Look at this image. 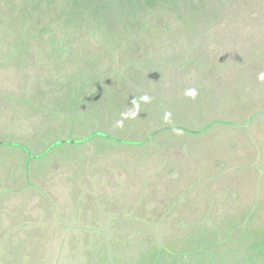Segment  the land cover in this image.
Segmentation results:
<instances>
[{
    "label": "rangeland",
    "instance_id": "obj_1",
    "mask_svg": "<svg viewBox=\"0 0 264 264\" xmlns=\"http://www.w3.org/2000/svg\"><path fill=\"white\" fill-rule=\"evenodd\" d=\"M123 1L121 7L115 5L118 8H114L110 0L101 4H96L93 0H69L68 3L57 0L54 3H57L56 10L59 9L60 13L58 16L51 15L42 22L47 26L38 24L31 15L21 19L26 11L22 0L17 1L19 6L15 1H0V26L9 21L4 27V34L12 39L23 36L26 40L22 45L25 49L16 54L19 57L8 59L6 63L16 66L18 63L13 59L22 63L26 58L22 54L30 57L29 51L33 52L36 59H39V53L42 52L48 62H52L44 67L43 75L38 77L39 81L34 85L32 82L36 80L34 78L37 74L30 76V73L22 72V76L16 80V88L0 87V99L13 101L15 105L25 99L22 102L23 108L27 107L29 113L39 117L36 121L24 119V116L12 118L11 130L6 132L0 128V141L21 143L28 154L42 153L44 149L46 158L74 152V158L66 159L77 173L79 171L76 165L83 163L80 161L83 156H86L83 157L85 159L98 160L103 154L102 147H112L117 139L125 141L124 143L131 141V145L139 147L137 144L142 139L144 141V134L148 130L151 131H148L150 133L146 138L166 124L168 125L164 128L167 131L172 126L169 124L175 123L195 127V119L189 116L183 105L189 104L190 111L192 109V112H198L202 116V124L198 127L202 140L196 144L198 150L184 147L181 153L183 161L179 166L173 168L172 172L167 171L166 176H161L163 180H158V177L153 180L159 189L156 193L155 189H151V186L155 187V183L151 181L154 177L153 169L158 164L155 157L137 160L130 151L107 152L104 163L100 165L109 167L108 164L113 166L122 162L116 166L119 169L115 172L119 173L114 175L118 178L115 183L126 188L130 199L126 205H136L132 212L131 209L109 211L108 203L114 200V192L110 195L108 191L98 192L96 186L100 190H110L114 187L115 179L111 175L108 177L96 174L97 182L93 186H85L86 189L82 188L80 192L84 195L81 202L84 203L86 196H90L91 204L95 207L87 213L86 210L84 213H77L81 211L77 200L74 205L77 212L73 215L71 210L61 213V216L57 198L65 202L64 208H73L72 195L70 197L67 192L71 186L70 181H67V168L53 170L50 174L45 170L39 193L53 200V205H50L52 213H44L49 217L44 219L41 209L35 207L31 210L34 214L32 219L15 224L13 230H21L20 235L24 240L20 244L18 237L12 238L9 249L16 248L17 242V251L6 253L5 240L0 239V264H28L27 260L38 258L40 261H30V264H264V135L257 139L249 138L245 142L218 139L223 134L217 135L212 128L214 123L208 126L211 119L205 117L212 116L215 107L227 106L230 110L218 112L224 117L219 120L222 125L228 126L227 129L234 131L229 130L232 135L236 134V130L263 123L264 101L258 100L259 104L254 102L255 98L247 97L251 92L246 91H252L248 84L256 87V91H264V0H208V3L206 0ZM150 1L151 7H147ZM54 3L48 2V6ZM16 9L24 11L18 15ZM14 10L16 18L13 16ZM161 12L172 17L174 28L176 26L177 29L176 32L173 31L175 37L163 35L164 37H153L150 40L143 38V34L155 30L151 26ZM173 22L164 20L163 31L170 32ZM92 26L98 29L95 43L99 48L93 53L90 54L85 49L80 58H75L72 45L67 50L57 44L53 46L55 32L60 33L57 36L62 38L60 43H64L70 29L79 32V28ZM41 45L51 48L42 49ZM28 46H31L29 51ZM121 48L125 52L121 53ZM63 59L74 60V64L71 66ZM97 60L101 63L96 64ZM96 66L101 71V76ZM184 70L189 72L184 74ZM210 73H224L227 76L220 84V89L223 85L225 87L217 91L215 97L226 92L230 102L221 101L223 94L218 99L213 98L214 100L199 96L201 78H206ZM221 79L222 76L219 82ZM119 80H122V86L116 95L113 85ZM44 82L46 85H43ZM130 84L132 88H136L137 96L144 90L145 101H154L147 109L148 112L143 111L145 103L141 99V109L138 112L130 114L128 111V107L131 108L128 102H135L134 97L131 98L129 94ZM185 85L190 86L185 87L182 92ZM191 86L195 88H190ZM168 89L171 91L168 92ZM186 89L194 90L196 95H188L189 91ZM177 91L182 96L176 98L178 102L171 99L172 94ZM79 95L82 96L81 102ZM232 99L235 101L232 102ZM122 101L126 103L125 110ZM240 101L245 102L244 105ZM204 103V108H209L200 112ZM177 106L184 113L178 111ZM91 112L95 117L84 119ZM166 114L170 115L166 118ZM115 117L121 118L118 129L122 135H115L112 131L114 128L110 130L107 127L106 118L116 120ZM39 121L45 124L44 137L35 136L34 134H39L37 130L31 131L28 128ZM134 122L140 123L139 129L130 133L128 125ZM19 132H31L33 135L28 140L21 138ZM165 133L170 135L169 132ZM66 136L81 142L57 143V138ZM258 141L259 145H256ZM78 145H87L89 152L77 153ZM252 145L261 148L256 147L254 154L248 151L250 159H247L244 156L246 149ZM233 149L237 151L233 153ZM89 153L94 157L90 159ZM164 153L169 154V148ZM29 158V168L33 169L37 165L45 169L43 162ZM171 158L174 159L173 155H169L168 161ZM125 163L127 167L124 166ZM135 166L140 169L139 173L131 171ZM163 166L164 162L158 166L157 174ZM197 166H202L203 174L208 177L199 174H196V179H192V175L183 176L185 183H180V174L188 172L190 175ZM145 183L148 187L142 190ZM210 183H213L211 189L208 187ZM201 186L205 190L204 201L198 195ZM47 189L52 192V198L48 197ZM86 190L88 192L85 195ZM100 193H103L102 196ZM23 195L24 193L7 202L5 200L2 207L11 212L17 210V206H21L24 200H34L29 196L23 198ZM156 195L161 196L154 197ZM61 203L63 205L62 201ZM89 207L91 206L85 209ZM36 214L41 215L42 221L33 219ZM128 221H132L135 227L147 228L149 233L142 231L145 229L125 230L123 226H127ZM43 223L49 226L43 244L45 248L40 245L43 241L37 240L41 238V231L46 228ZM34 226L38 229L37 234L33 235L30 230ZM7 227L9 223L6 221L2 228ZM22 227H26L28 231L24 232ZM7 234L6 231L5 235ZM128 242H132L130 247L125 245ZM254 243H257L259 249L253 247ZM172 245L178 249L172 250ZM127 248L130 249L128 257L125 256L126 253L124 255ZM134 248L136 251H133ZM137 252L139 254L136 256Z\"/></svg>",
    "mask_w": 264,
    "mask_h": 264
},
{
    "label": "crops",
    "instance_id": "obj_2",
    "mask_svg": "<svg viewBox=\"0 0 264 264\" xmlns=\"http://www.w3.org/2000/svg\"><path fill=\"white\" fill-rule=\"evenodd\" d=\"M4 31L5 30H0V37H1V40H0V87H5L6 86L7 88L11 87L12 89L16 88L17 87L16 80H17L18 77L22 76L21 75L22 72L24 74L25 73H30V76H32L33 73L37 74L36 78H34L36 80H34V82H32L33 84L31 83L32 85H34L35 82L39 81L38 77L40 75H43V73H44L43 69H45L44 67H46L47 64H50L52 62H48V60H47V58L45 56H41V57H39V59H36L35 55H33V52L29 51L31 46H28V50L27 51H29V53H31L30 57H28V54H22L23 57L24 56L26 57L24 59L25 61H23L22 63H19L18 59H13V61H16L18 64L16 66L8 65V63H6L8 61V59H11L13 57H19V56H16V54L22 53V51L25 49L22 45H23L24 42H26V40L23 39L24 38L23 36H19V37L15 36V39H12L11 36L4 34ZM167 36L174 38L175 34H173V32L170 31V33H168ZM122 52H125V51L121 50V53ZM125 55H126V53H125ZM64 61L67 64H71V66L74 64V60H68V61L64 60ZM98 63H101V62L99 60H97L96 64H98ZM11 67L12 68L16 67V69H12ZM96 68H97V66H96ZM18 69H20V70H18ZM97 70L100 72V76H101L102 75L101 71L98 68H97ZM88 71L90 72L91 69H89ZM187 72H189V70H184V74H186ZM219 74L220 75H214V74L210 73L209 75L205 76L206 78H204V79L201 78L202 81H201V84H200V89H201L200 90V94H199L200 97L206 96L207 100H214L213 98L218 99L222 95L221 93H219L218 97H215V95L218 93L217 91L223 90L222 88L225 87V85H223L222 88L220 89V84L223 83L224 78L227 77V76L224 75V73H219ZM221 76H222V79H221V82H219V78ZM188 77H190V75ZM132 81L133 80H131V83H132ZM121 82H122V80H119V81L116 82V84L113 85L115 87L114 89H115V94L116 95H118L119 92H120V88H121L120 86H122V85H120ZM243 83H244V81L242 82V84ZM43 85H46V83L44 82ZM248 85L252 89V91H248V90L246 91V92H251V94L247 95V97H249L250 99L255 98L256 100L254 102H256L258 104H259L258 100H263L264 101V97H263L264 91H258L257 90L258 91L257 92L256 91V87H252V85H250V84H248ZM128 86H131V84L128 85ZM189 86L185 85L182 88V92H183V89L185 87H189ZM263 86H264V83H263ZM57 87H58V85L55 88H57ZM190 88H195V86H191ZM170 91H171V89H168V92H170ZM186 91H190V90L186 89ZM135 92H136V88H132V86H131V92L129 93L131 98H133V97L135 98L136 97V93ZM224 93L225 94H223V98L221 99V101H223L225 103H226V101L230 102V100L227 99L226 92H224ZM144 94H145V92H144V90H142L140 92V95H139L141 97L142 102L145 103V104H147L149 102H152V104H153L154 101H152V100L151 101H145ZM180 94H181L180 91H177L176 94L173 93L171 99L176 100V98L182 97ZM15 95H16V93H15ZM79 96H80L79 102H81L82 101V99H81L82 96L81 95H79ZM37 100H39V99H37ZM118 100H119V97H118ZM234 101L235 100L232 99V102H234ZM22 102H25V99H23L22 101L18 102L19 105H15L13 101L0 99V128H2V130L6 131V132L11 130L13 128V125L11 124V119L14 118V117H17V116H24V119L25 118L27 120L31 119L32 121H36L37 118H39L36 115L32 114L31 112L29 113V111L26 110L27 107L23 108V103ZM36 102L37 101H35V103ZM38 103H39V101H38ZM244 103L245 102L242 101L243 105H244ZM122 106L124 107V110H125L126 109L125 101L124 102L122 101ZM127 106H128V103H127ZM226 107L227 106H220L219 108L215 107L212 110L213 115L212 116H205V117H210V118H215V117L220 118L221 117V118H224L223 116L219 115V113H222L225 110H230V109H227ZM207 108H209V107H205L204 110H206ZM243 108H245V107H243ZM246 109H248V108H246ZM71 110H73V108H71ZM63 111H66V110L64 109ZM128 111H130V114H134V111H131V109H129V107H128ZM26 112L28 114H26ZM15 113H17V115ZM191 115H192L191 116L192 118L195 117V114L192 113ZM200 117L202 118L201 115H200ZM115 119L116 120H113L111 118H106V121L108 122V124L112 123L113 124V128H114V126L119 125L121 123V118L115 117ZM108 124H107V127L109 128ZM139 124H140L139 122L132 123L131 129H129L130 133H132L133 130L139 129V127H138ZM44 125L45 124H42L41 121H39L37 123H33V125L28 126V128L31 131L37 130V132L39 134L36 133V134H34L35 136L43 135V137H44V135H45ZM167 125L168 124L164 125V127H166ZM169 125H172V124H169ZM164 127H163L162 130H164ZM230 130L233 132L232 129H230ZM148 131H151V130H148ZM148 131L145 132L144 138H146L145 136L150 133V132L148 133ZM159 132L160 131H158L157 133H159ZM18 134L19 135L21 134V136H22L21 138L28 139V140H30V136L33 135V133L31 134V132H29V133L19 132ZM60 134L62 135L64 133H60ZM114 134L115 135H122L121 132L119 131V129H116ZM61 138L62 139L57 138L59 140H56V139L55 140L56 141H61L59 143H64V142L68 143L69 142L70 144H74V141H69V140H74V138H70L68 136H66L64 138L61 137ZM135 140H138V139H135ZM116 142H120V140L117 139ZM121 142H123V141H121ZM76 143H79V142H76ZM18 146L21 149H23L25 151V153H23L19 148L15 149ZM112 146L119 147V144L113 143ZM12 150H16V152H14L13 154H15L17 156L20 155L21 163H23L22 167H24L25 165L28 166V158L30 157L29 159H34L36 162H38L40 160L45 165L46 164L49 165V163H51V162L53 163L54 162L53 165L55 167H53V168L50 167V168H48V170L46 169V171L49 174L53 170L54 171H58L61 168H64V167L67 168L68 173H67L66 176L68 177L69 180H67V179L66 180L68 182L70 181V183H71L70 189L67 190V192L70 194V197L72 195L71 202L73 204V208H68V207L64 208L65 207V205H64L65 202L63 200L57 198L56 201H57L58 207L60 208L59 209V213L60 214L61 213H65V212H69V211L72 210L73 211V215H74V213L77 212V211L74 210V205L76 204L77 200L79 201V203L81 205V211L77 212V213H84L85 210H86L85 213H87L88 210H90L91 208H94L93 205L91 204V199L89 198L90 196H86L87 200L84 203L81 202L80 199H82L84 197V195H81V193H80L82 188L86 189V187L93 186V184L97 182L96 181V179H97L96 174L97 175H105V176L107 175L108 177L111 175V176L114 177V175L119 173L118 171L115 172L116 169H119L116 166L122 164L121 161L118 160V161H120V163L119 164L115 163V164H113V166H111L110 164H108L109 167H105V166H101L100 165V163L101 164L104 163V158L107 157L106 156L107 152H110V153L113 152L114 153V151H112L110 148H107L105 151H103V154L101 156H99L98 160H93V159L92 160H89V159L86 160V162L81 165L80 171L75 173L74 172V168H72L71 164L66 159L68 157H69V159L74 158V152L72 154L63 153V154L58 155V156L56 155V157H54V158H51V157L50 158L49 157L46 158V157H44L46 155L44 149H43L42 153L32 154L30 152L31 154H28V152L26 151L25 146L22 145L21 143L14 142V141H0V159H2V162H3V161H5V156L7 158V155H8V160L10 161V163L12 162V164H10V165H11V167H13V170H15L14 169V167H15L14 165H18V164H14L13 161H15V160H13L12 157L10 158V155H12V154H10V152L12 153ZM27 155H28V157H27ZM93 157L94 156L89 157V158L91 159ZM46 166H45V168H46ZM38 170H40V167H38L37 165H34V168L31 169V171H34L33 172L34 175L36 174V172H38ZM7 172H8V170H6L4 168V165H2V163H0V181L5 179L4 181H7V182L11 183L13 181V179H14L13 178L14 174H12V176L6 177L5 174H7V175L9 174ZM44 172H45V169L44 170L42 169V171L40 172V174L37 177L38 180L34 181L35 183L39 184V187L42 185L43 179L45 178L44 177L45 176ZM114 179L115 180L113 181L114 182L113 186L115 187V185H116L115 182L118 181L117 180L118 178L114 177ZM51 182H53V181H51ZM52 185H54V184H52ZM117 186H120V185L117 184ZM114 187L112 189H110V190L108 188L106 190H103V189L100 190V188H97V186H96V189L98 190V192L108 191L109 195H110L113 192ZM1 189H3V188L0 187V190ZM49 189H47V190H49ZM50 190L48 192L49 193L48 197H51V196L53 197V195L51 194L52 192ZM87 192L88 191L86 190L84 194L86 195ZM23 193H24L23 198L25 196H29V197H33L34 200L30 201V202L28 201V199L24 200V203H22L21 206H17V210L11 211V212H8V208L2 207L5 200L7 202L8 200H10L12 198H15L17 196L20 197V196H22ZM102 194H101V196H102ZM2 196H3V199H2L1 204H0V228H2V225H4L6 223V221L9 223V227H7L6 229L2 228V231L0 232V239H1V241L5 240V243H6L5 246L7 247L6 253H8V252L11 253V252L16 251V248L14 249V247L12 246L13 248L9 249V241L12 238L17 239V237H18V242L21 244L23 242V240H24L21 237V235H20L21 232H22L21 230H18L17 234L14 233L15 231L12 228L14 226V224H19V223H21L22 221H24L26 219H32V216L34 214H32L31 210L34 209L35 207H38L39 209H41V212H42V215H43L44 219L49 218V217H46V214H44V213H47V212L52 213L51 210H50V205H53V203H52L53 200H50V199L46 198L45 195L40 194L39 190H37V189H35V190L34 189H29V190L28 189H23V190H17V191L11 190V191H8L5 194H2ZM57 196L60 198L59 195H57ZM40 200H42V201L40 202ZM61 201L63 202V205H62ZM88 206H91V207L85 209V207H88ZM61 208L64 209V212L62 211ZM49 213H47V214H49ZM36 215H35L36 217H33V219L37 220L39 222L42 221V219H40L41 215H39V214H36ZM61 216H62V214H61ZM104 216H105V214H104ZM14 220H16L17 223ZM23 226H25V225L23 224ZM46 226L49 227L48 225H46ZM34 227H32V228H34ZM51 227H52V225H51ZM32 228H31V230H32ZM22 230H24V232L28 231V229L26 227H22ZM6 231H8L7 235H5ZM45 236H47V235L45 234L44 236H41V237H45ZM15 243H16V246H17V242H15ZM20 244H18V245H20Z\"/></svg>",
    "mask_w": 264,
    "mask_h": 264
},
{
    "label": "trees",
    "instance_id": "obj_3",
    "mask_svg": "<svg viewBox=\"0 0 264 264\" xmlns=\"http://www.w3.org/2000/svg\"><path fill=\"white\" fill-rule=\"evenodd\" d=\"M0 1L3 3V1H10V0H0ZM11 1H15L16 5L19 6L18 3H17L18 0L17 1L16 0H11ZM22 1H23V8L26 11L16 9L17 12H18V15L23 13V11H24V15H23V17L21 19H24V18H26V17L31 15V16H33L36 19V22L38 24L43 25L42 22L45 19H49L51 15L58 16L59 13H60L59 9L56 10L57 3H54L57 0H22ZM62 1L64 3H68L69 2V0H62ZM93 1L96 4H101L102 2H105L106 0H93ZM110 1L113 2V4H114L113 7L114 8L121 7L124 4L123 0H110ZM178 1L179 2H183L185 0H178ZM206 1L208 3V0H206ZM212 1L213 0H211V2ZM48 2H49V4H53L54 3V5L48 6ZM151 2L152 1H150L149 4H147L148 5L147 7H151L150 6ZM197 2H201V1L198 0ZM115 5H118V7H116ZM155 5H154L153 8H155ZM16 10H14V12H13V16L15 18H16V14H15ZM8 14H9V12H8ZM165 14L166 13H163V12H161L159 14L160 16L158 18H156V20L152 23V26H151V28L155 29V30L152 31V32H149L147 34H143V36H142L143 38H145L147 40H150L153 37H158V36L164 37L163 35H167L168 33H170L168 31L164 32L163 29H162V24H163L164 20L173 22L172 17L169 14H166V15ZM161 15H163V16H161ZM9 16H11V15H9ZM182 21H184V20L182 19ZM8 23H9V21H7L5 23L6 25L4 24V25L0 26V30H5L4 27H6ZM43 26H47V24L45 23ZM172 27H173V29L171 30V32H173V31L176 32L177 29H176V26L174 28V22H173V26ZM87 29H89V30H87ZM78 30H79V32H76L75 29H74V31L72 29H70L67 32V34H66V38L64 39V41H65L64 43H60V42H62V38L60 36H57V35H60V33L59 32H55L56 39L54 37L52 38V41L55 43L53 46H57L58 45L61 48H65L66 47L65 49L67 50V48L70 45H72L73 48H74V57L75 58H80L81 52H84L85 49H88L90 54L93 53L95 50L99 49L97 44L95 43V34H96L97 30H98L96 26L95 27L92 26L91 28H85V29H83V28L80 29L79 28ZM23 33H26V31L23 30ZM85 34H87V36H85ZM88 34H91V35H88ZM32 36L36 37L35 35H32ZM46 36L47 35L45 34V37ZM41 47H42V49L51 48V47L42 46V45H41ZM121 50H125V49L121 48ZM85 52H87V51H85ZM89 52H88V55H89ZM61 54H63V53H61ZM39 55H40V57L43 56L42 52H40ZM86 56L87 55H83V57H86ZM59 57H65V56L64 55H59ZM63 60L68 61L70 59H63ZM222 94H225V93L223 92ZM100 96H101V94H100ZM100 96H99V98L101 99ZM204 97L205 98H203V99H206V96H204ZM140 99H141V97L140 96L138 97L136 95V99L135 98L133 99L135 102H128L129 106L131 107L129 109H131V111H134V113L138 112L141 109V106H139L140 105V102H139ZM178 101L179 100L176 99V102H178ZM241 103H242V101H241ZM151 104H152V102L144 104L145 108L143 109V111L144 112H148L147 109L151 106ZM176 104L177 103H175V105ZM183 105H184V108H185L186 112H188L189 116H192L191 115L192 113L195 114V117L193 118V119H195L194 123H193V126H195V127H189V126L184 125V124L181 125V123H179V124L175 123V124H172V126H170L172 129L169 127L170 130H168V131H167V129L164 128V130L160 131L159 133L153 134L150 137L148 136L149 138H145L144 139V141H146L145 144L143 143L144 141H141L140 144H137V145H139V147H135L134 145H131V141L130 142L126 141V143H124L125 141H123V142H114V143L119 144V147H114V146H112V147H102L103 151H105V149H107V148H110L114 152L130 151V152H132V154L135 156V158L137 160H139V159H141V160L145 159L146 160L148 158L150 159V158L155 157L158 160V164L153 169L154 177H152L151 181L155 183V181H153V180L156 177L159 178L158 180H160V179L163 180V178L161 176H166L167 175V171L168 172H172V169L173 168H177L179 166V164L181 163V160L183 161V157H182L181 153H182L184 147L187 146V149L193 147L195 149V151H197L198 149H197L196 144L199 141L202 140V133L198 129V127L202 124L201 123L202 122V118L200 117V113L192 112V109L190 111L191 107L189 106V104H183ZM204 106H205V103L200 107V112H202V110L204 109ZM177 109H178V106H177ZM240 109H242V107ZM178 111L183 112V110H180V109H178ZM141 115L143 116L144 114L141 113ZM84 117H87V118H84V119H92L93 117H95V115H94V113L91 112V113H87ZM254 118L257 119L256 117H254ZM210 119L211 120H210V122H208L209 123L208 126H211L214 123L212 128L215 130L216 134L217 135H218V133L223 134V136L221 138H218V139H222V140H226V141H231V140L235 141V140H237L239 142H245V141L249 140V138L255 137L257 139V138H260V137H262L264 135V117H263V121H262L263 123L262 124H256V125H254L252 127H247V128L245 127L242 130H236V134L235 135H232V134L229 133L230 129H227L228 126H226L225 124H223V125L221 124V121L219 120V119H221V117L220 118L215 117V118H210ZM215 123H218V124H215ZM108 125H109V128L111 130V128H113V124L109 123ZM119 125L114 126V129H113L114 132H115L116 129H118V127H120ZM131 127H132V123H130L128 125V130L131 129ZM173 128H176V129H173ZM165 132H167V133L169 132L170 135L169 136L166 135ZM132 144H135V143H132ZM256 145H259V141L256 143ZM256 147H260L261 148V146H256ZM256 147H255V145L250 146L248 149H246V154L244 156H246L247 159H250L249 158V153L250 154H254L256 152L255 149H257ZM18 148L23 153H25V151L23 149H21L19 146L16 147L15 149H18ZM168 148L170 150V153L169 154L168 153H164L165 150L168 151ZM236 151L237 150L233 149V153H235ZM248 151H249V153H248ZM14 152H16V150H12V153L10 152V154H12V155H10V158L12 157L13 160H15V161H13L14 164H18V165H14L15 166L14 167L15 170H13V167H11V165H10V164H12V162L10 163V161L8 160V155H7V158L4 155L5 156V161L2 162V159H0V163H2V165H4V168L6 170H8L7 173H9L8 175L5 174V176L8 177V176H12V174H14V177H13L14 179H13V181L11 183H9L7 181H4L5 179L0 181V187L3 188V189L0 190V204H1V201L3 199L2 194L7 193L8 191H11V190L17 191V190H23V189H28V190L29 189H34V190L37 189V190H39L40 189L39 184L35 183L34 181L38 180L37 177L40 174V172L42 171V169L40 168V170H38V172H36V174L34 175L33 174L34 171H31V168L29 169V166L25 165L24 167H22L23 163H21L20 155L17 156L15 154H13ZM76 152L77 153H88L89 150L87 148V145H78L77 148H76ZM189 152L192 153L193 151L192 152L189 151ZM88 155H91L89 157L93 156L91 153H89ZM169 155H171V157L173 155L174 159L171 158L168 161ZM27 157H28V155H27ZM83 157H86V156H83ZM83 157L80 159V161L83 162L82 164H84L86 162V160H88L87 158L85 159ZM196 159L197 158H195V161H196ZM163 162H164V166L157 174V168ZM53 164H54V162L53 163L52 162L49 163V165L46 164L47 166L45 165L46 166L45 170L46 169L48 170V168H50V167L51 168L55 167ZM82 164H80V165L77 164L76 165V167L78 168V171H80V167H81ZM137 165H139V164H136V166ZM124 166L127 167L128 166L127 163H125ZM136 166L134 167V169H131V171H133L134 173H139L140 169H138ZM197 167L194 168V170H192V174H190V175L187 174L188 172H182L180 174V176H181L180 177V183H185L183 176L187 177V176H191L192 175V179H196V177H197L196 174H199L201 176H206L202 172L203 167L202 166H197ZM206 177H208V176H206ZM198 178H200V176H198ZM185 180H187V179L185 178ZM211 180L212 179H210V181ZM163 183L165 184L164 181H163ZM154 185H155V187L153 188L151 186V189H153V190L155 189L154 193H156V191L159 190V189L157 188V184L156 183ZM212 185H213V183H210L208 185V187L211 189ZM146 187H148L147 183L144 184L142 190H144ZM203 187L204 186H201L199 188V193H198V195L200 196V199L202 201H204L206 199L205 195H203V193H205V190H202ZM123 190H125L124 193H123ZM180 190H181V188H180ZM113 192H114V195H113L114 196V200H112L111 203H108V207H107L109 209V211L111 210V211H115V212L118 211L119 212L121 210L131 209L130 212H132L133 207H136V205L135 204L126 205L127 202H129L128 201V199H129L128 194L126 195V193H127L126 192V188L124 189L121 186L115 185V187L113 189ZM158 196H161V195H156L154 197H158ZM140 197H141V195L139 196L138 199H140ZM93 207H95V206L93 205ZM96 211H98V210L96 209ZM14 221L17 223L16 220H14ZM127 223H128V225H127L128 227L127 226H123L125 230H127V229H130V230H142V229H145V230H142V231H144L145 233H147V232L149 233V231H146L147 228H143V226L135 227V225L132 224L133 223L132 221H128ZM45 227L46 228L43 231H41V233H40L41 236L42 235L44 236L45 234L47 235V231H48L49 227H47L46 225H45ZM37 229L38 228L35 226L34 228H32V230L30 232L31 233L33 232V235L37 234ZM119 229H122V228L119 227ZM7 233H8V231H7ZM14 233L17 234L18 233V229L15 230ZM38 239H41L40 241H43L40 244L43 247V244H45L44 240H46V236L45 237H41V238H37V240ZM143 239L146 240L145 238H143ZM134 240H136V239H133V241ZM140 240H142V239H140ZM130 241H132V240H130ZM140 242L141 241H139V243ZM131 244H132V242L131 243L128 242L125 245H126V247H130ZM169 244H171V243H169ZM253 247L255 249L256 248L259 249V246L257 245V243H254ZM43 248H45V247H43ZM43 248H42V250H43ZM138 248H140V245H138ZM159 248H161L160 245H159ZM14 249H15V247H14ZM135 249L136 248H134L133 251ZM171 249L175 250V249H178V247H174L172 245ZM16 251H17V246H16ZM125 253H126V255H125ZM129 253H130V249H128V248L125 249L124 255L126 257H128ZM138 254H139V252H137L136 256ZM136 256H134V258ZM131 257H133V255ZM30 261L32 262V261H40V260H39V258L37 260L36 259L27 260V263L30 264Z\"/></svg>",
    "mask_w": 264,
    "mask_h": 264
},
{
    "label": "water",
    "instance_id": "obj_4",
    "mask_svg": "<svg viewBox=\"0 0 264 264\" xmlns=\"http://www.w3.org/2000/svg\"><path fill=\"white\" fill-rule=\"evenodd\" d=\"M162 129H163V128L157 129L154 133H152L151 135H149V137L152 136L153 134L157 133L158 131H161ZM108 137H109V136H108ZM69 141L80 142V141H78V140H69ZM59 142H61V141H58L57 143H59Z\"/></svg>",
    "mask_w": 264,
    "mask_h": 264
},
{
    "label": "clouds",
    "instance_id": "obj_5",
    "mask_svg": "<svg viewBox=\"0 0 264 264\" xmlns=\"http://www.w3.org/2000/svg\"><path fill=\"white\" fill-rule=\"evenodd\" d=\"M188 95H190V96H195L196 95V93H195V91L194 90H192V91H189L188 92ZM146 99V98H145ZM170 114H166V118H167V116H169Z\"/></svg>",
    "mask_w": 264,
    "mask_h": 264
}]
</instances>
